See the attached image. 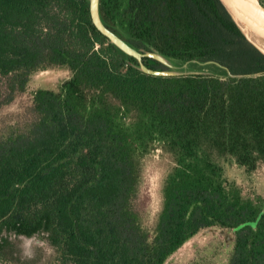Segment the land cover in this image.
Listing matches in <instances>:
<instances>
[{
    "label": "trees",
    "instance_id": "1",
    "mask_svg": "<svg viewBox=\"0 0 264 264\" xmlns=\"http://www.w3.org/2000/svg\"><path fill=\"white\" fill-rule=\"evenodd\" d=\"M99 13L140 51L229 73H144L97 31L89 0H0V111L35 71H69L0 131V264L40 244L54 256L39 264H164L211 226L233 232L228 264H264V195H244L216 160L264 165V54L220 0H99ZM154 142L173 165L148 229L140 184Z\"/></svg>",
    "mask_w": 264,
    "mask_h": 264
},
{
    "label": "rangeland",
    "instance_id": "2",
    "mask_svg": "<svg viewBox=\"0 0 264 264\" xmlns=\"http://www.w3.org/2000/svg\"><path fill=\"white\" fill-rule=\"evenodd\" d=\"M264 6V0H259ZM170 63L175 70L188 72L199 71L206 74H223L222 69L210 63L196 61H181L172 59ZM69 75L67 69L40 70L30 76L26 93L18 96L13 104L7 105L0 111V131L2 126L9 123L17 114L18 107L25 105L33 90L57 89ZM217 162L223 167L225 177L235 182L244 195L259 193L264 195V165L248 173L238 167L229 158H218ZM171 156L164 152L159 145L153 146L150 153L142 159V178L140 193L147 201L144 225L152 229L155 216L161 203V187L165 175L171 169ZM234 244L233 232L224 227L211 226L187 238L182 246L172 252L164 264H228L231 249ZM34 258H26L19 264H39L53 262V252L47 246L40 244Z\"/></svg>",
    "mask_w": 264,
    "mask_h": 264
},
{
    "label": "water",
    "instance_id": "3",
    "mask_svg": "<svg viewBox=\"0 0 264 264\" xmlns=\"http://www.w3.org/2000/svg\"><path fill=\"white\" fill-rule=\"evenodd\" d=\"M232 19L244 34L246 39L264 54V6L259 0H220ZM89 15L92 24L108 41L114 44L125 54L135 58L139 68L146 74L150 75H182L201 73L199 71L182 72L175 70L170 63L174 58H168L155 50L140 51L129 45L122 37L108 28L102 21L99 13V0H89ZM149 57L159 61L164 65V69H155L144 64L143 58ZM177 60V59H176ZM196 61V60H191ZM200 62V61H196ZM214 66L224 69L228 72L227 67L217 61H204ZM203 73V72H202ZM229 73V72H228ZM205 74V73H203ZM218 76L223 74L211 73Z\"/></svg>",
    "mask_w": 264,
    "mask_h": 264
},
{
    "label": "flooded vegetation",
    "instance_id": "4",
    "mask_svg": "<svg viewBox=\"0 0 264 264\" xmlns=\"http://www.w3.org/2000/svg\"><path fill=\"white\" fill-rule=\"evenodd\" d=\"M53 68H55V69H59L58 67H53ZM53 68H46V69H40V70H48V69H53ZM60 68H64V67H60ZM64 69H66V68H64ZM40 70H37V71H40ZM68 70V69H67ZM37 71H35V72H37ZM34 72V73H35ZM69 72V71H68ZM33 74V73H32ZM67 78H69V75H68V77ZM66 78V79H67ZM66 79H64V80H66ZM64 82V81H63ZM62 83H60V85H61ZM59 85V86H60ZM50 89H52V88H50ZM52 90H56V89H52ZM156 145H159L160 147H161V145L158 143V142H154L153 143V145L150 147V149H149V151L146 153V155L148 154V153H150V151L152 150V147L153 146H156ZM163 150V149H162ZM164 151V150H163ZM165 152V151H164Z\"/></svg>",
    "mask_w": 264,
    "mask_h": 264
}]
</instances>
